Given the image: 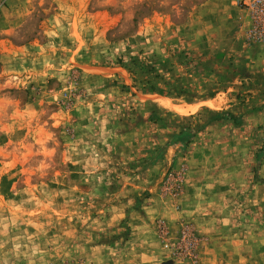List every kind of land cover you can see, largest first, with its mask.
I'll return each instance as SVG.
<instances>
[{
	"label": "rangeland",
	"instance_id": "obj_1",
	"mask_svg": "<svg viewBox=\"0 0 264 264\" xmlns=\"http://www.w3.org/2000/svg\"><path fill=\"white\" fill-rule=\"evenodd\" d=\"M250 27L238 0H0V264H264Z\"/></svg>",
	"mask_w": 264,
	"mask_h": 264
},
{
	"label": "built area",
	"instance_id": "obj_2",
	"mask_svg": "<svg viewBox=\"0 0 264 264\" xmlns=\"http://www.w3.org/2000/svg\"><path fill=\"white\" fill-rule=\"evenodd\" d=\"M247 10L251 27L247 34L253 38H264V0H238Z\"/></svg>",
	"mask_w": 264,
	"mask_h": 264
},
{
	"label": "trees",
	"instance_id": "obj_3",
	"mask_svg": "<svg viewBox=\"0 0 264 264\" xmlns=\"http://www.w3.org/2000/svg\"><path fill=\"white\" fill-rule=\"evenodd\" d=\"M179 135L183 137V131L180 132ZM179 135H178V136H179ZM185 137H186V138H185ZM185 137H183L182 140L185 141V144H188V143L192 140V138H193V134L186 135ZM184 138H185V139H184Z\"/></svg>",
	"mask_w": 264,
	"mask_h": 264
},
{
	"label": "bare ground",
	"instance_id": "obj_4",
	"mask_svg": "<svg viewBox=\"0 0 264 264\" xmlns=\"http://www.w3.org/2000/svg\"><path fill=\"white\" fill-rule=\"evenodd\" d=\"M176 109L180 112H183V109L179 108V107H176Z\"/></svg>",
	"mask_w": 264,
	"mask_h": 264
}]
</instances>
